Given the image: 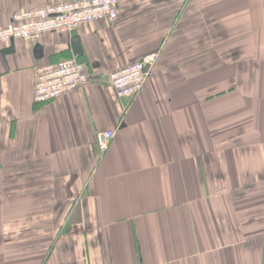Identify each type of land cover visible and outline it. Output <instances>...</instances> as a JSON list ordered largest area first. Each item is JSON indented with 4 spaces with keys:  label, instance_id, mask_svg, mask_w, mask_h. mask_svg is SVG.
<instances>
[{
    "label": "crops",
    "instance_id": "0c3cea01",
    "mask_svg": "<svg viewBox=\"0 0 264 264\" xmlns=\"http://www.w3.org/2000/svg\"><path fill=\"white\" fill-rule=\"evenodd\" d=\"M69 0H0L14 12ZM89 82L36 102L38 68ZM0 46V264H264V0H122ZM157 53L141 92L109 73ZM116 131L109 148L100 130Z\"/></svg>",
    "mask_w": 264,
    "mask_h": 264
},
{
    "label": "built area",
    "instance_id": "2783aa9c",
    "mask_svg": "<svg viewBox=\"0 0 264 264\" xmlns=\"http://www.w3.org/2000/svg\"><path fill=\"white\" fill-rule=\"evenodd\" d=\"M122 0H69L36 9L19 10L11 20L0 27V46L13 39L38 42L45 33L68 32L82 24L99 19L114 22L118 19ZM158 54L153 53L142 60L111 71L109 81L119 98L133 97L143 89ZM89 82L85 65L79 59L65 58L38 68L35 96L36 102L47 103ZM116 134L115 130H100L96 143L106 151Z\"/></svg>",
    "mask_w": 264,
    "mask_h": 264
},
{
    "label": "water",
    "instance_id": "95a60500",
    "mask_svg": "<svg viewBox=\"0 0 264 264\" xmlns=\"http://www.w3.org/2000/svg\"><path fill=\"white\" fill-rule=\"evenodd\" d=\"M11 43H12V46L3 50V54H7L9 52L14 51V47H13L14 39L11 40ZM72 48L74 52V57L78 59L82 55L81 38L79 35H74L72 37Z\"/></svg>",
    "mask_w": 264,
    "mask_h": 264
}]
</instances>
